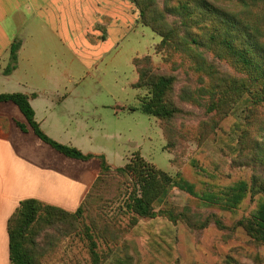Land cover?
I'll return each mask as SVG.
<instances>
[{
  "label": "trees",
  "instance_id": "1",
  "mask_svg": "<svg viewBox=\"0 0 264 264\" xmlns=\"http://www.w3.org/2000/svg\"><path fill=\"white\" fill-rule=\"evenodd\" d=\"M131 0L139 11L140 22L161 37L156 46L157 53L166 61L180 55L189 62V70L196 73L204 87L198 88L207 94L206 109L212 114L198 129L200 143H205L228 117L238 119L236 132L229 137L233 141L232 159L244 166L252 167L249 180L226 188L221 194L208 192L206 199L234 208L248 195H262L257 208L249 217L237 221V227L245 230L250 242L264 246V0ZM21 42L12 44L10 62L4 73L11 74L18 63ZM221 63H228L239 74L225 71ZM139 79L133 84L135 89L147 88L150 95L141 96L140 106L129 110L157 118L170 145L177 142L180 134L174 123L186 114L174 98L176 85L182 79L177 73L158 72L149 57L136 58ZM146 65V66H145ZM186 95L188 88L185 90ZM186 99V97L184 96ZM12 102L18 106L26 123L16 121L21 130L29 125L35 134L66 157L90 162L96 171V180L76 211L42 202L26 199L8 221L10 264H44L45 250L40 238L48 230L65 227L71 232L82 231L90 242L92 264H104L113 259L114 264H131L132 257L121 256L118 252L101 254L98 250L99 238L107 243L118 239L110 238L107 231L110 223L97 210L106 206V191L116 177L106 154L84 153L75 146L66 145L51 138L40 127L30 96L21 93H2L0 103ZM230 135V134H229ZM222 152L228 156L223 148ZM124 181L120 182V192L124 202L123 212L132 214L131 225L136 226L142 219H167L172 225L182 222L190 228L204 230L212 223L223 229L224 222L216 215L196 221L193 214L174 207L157 209L171 189L195 193L188 181H178L176 177L146 160L140 151L124 166L116 170ZM125 190V191H124ZM89 223L85 221V214ZM116 230L115 222L112 223Z\"/></svg>",
  "mask_w": 264,
  "mask_h": 264
},
{
  "label": "rangeland",
  "instance_id": "2",
  "mask_svg": "<svg viewBox=\"0 0 264 264\" xmlns=\"http://www.w3.org/2000/svg\"><path fill=\"white\" fill-rule=\"evenodd\" d=\"M126 1L131 11L130 32L107 55L97 56L93 49L89 50L83 35L82 66L68 73L73 82L67 80L65 85L66 92L71 94L66 108L72 112L76 109L73 113L78 114L67 123L58 124L74 125L82 121V125L94 129L93 133L99 141L108 140L102 146L109 154L108 161L116 177L107 188L106 206L103 209L98 206L96 208L110 223L107 231L110 238L115 239L119 235V245L115 246V242L107 243L101 237L97 240L99 252L113 255L114 250L118 252L117 249H120L123 251L121 256L132 257L131 264H264V246L250 242L245 230L236 225L238 220L252 214L262 195H248L234 208H227L205 197L208 192H226V188L242 180H249L253 173L252 167L234 161L230 153L232 148L229 146L233 141L229 137L236 132L238 119L226 118L205 143L199 142L198 129L212 115L206 109L207 94L198 92L199 87H204V81L189 70V62L184 61L180 55L174 58L176 66L157 53L156 46L161 37L140 22L139 11L131 0ZM117 39V35L112 34L109 37L110 46ZM144 57L151 59L156 71L177 73L182 78L176 85L174 98L186 110V114L174 123L180 134H176L178 141L172 145L168 143L157 118L141 111L129 110L131 106H140L139 97L150 95L147 88L133 87L139 79L134 60ZM217 62L223 70L239 74L228 63ZM75 91L91 97L77 100L74 97ZM75 102H82V106H75ZM117 104L121 105L118 115L115 114L118 111ZM12 105L16 109L14 113L24 119L18 107ZM100 148L98 144L97 150H104ZM223 148L228 156L222 152ZM137 151L178 181H188L197 193L195 195L174 187L157 209L174 207L185 210L193 214L196 221L216 215L223 220L225 227L220 229L212 223L208 228L198 230L182 222L174 226L163 217L142 219L138 225H131L132 214L123 212L124 202L119 194L120 182L124 178L116 174V170L124 167ZM76 163L80 165L77 168L81 167L83 172H87L85 162L76 160ZM258 170L264 174L262 168ZM87 215L85 221L89 223ZM113 222L116 230L111 227ZM39 240L45 250L44 264H92L90 242L83 227L82 231L76 233L65 227L48 230ZM104 264H114L113 259Z\"/></svg>",
  "mask_w": 264,
  "mask_h": 264
},
{
  "label": "crops",
  "instance_id": "3",
  "mask_svg": "<svg viewBox=\"0 0 264 264\" xmlns=\"http://www.w3.org/2000/svg\"><path fill=\"white\" fill-rule=\"evenodd\" d=\"M126 2L0 0V94L29 95L36 120L46 134L84 153H104L107 158L109 154L102 145L108 140L99 141L92 127L82 125V121L58 124L78 114L73 113L76 109L72 112L66 108L71 94L65 85L67 80L73 82L68 73L82 66L83 35L89 50L97 56L107 55L130 32L131 11ZM112 34L118 39L110 46ZM15 41L21 42L17 68L6 75ZM74 93L77 100L91 97ZM12 104L0 103V264H10L8 221L21 201L37 199L73 212L81 206L97 176L90 162L80 160L87 166V172H83L77 168L78 159L57 152L29 125L21 130L16 121L25 124L26 118L16 115ZM76 105L82 106V102ZM117 105L116 115L121 106ZM98 144L104 150L98 151Z\"/></svg>",
  "mask_w": 264,
  "mask_h": 264
}]
</instances>
